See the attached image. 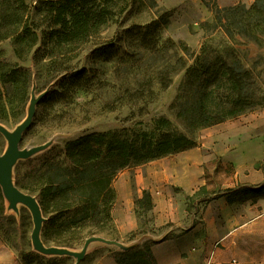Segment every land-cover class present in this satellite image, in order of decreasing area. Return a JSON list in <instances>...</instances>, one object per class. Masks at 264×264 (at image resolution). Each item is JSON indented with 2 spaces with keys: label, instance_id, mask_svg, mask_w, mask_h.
I'll return each mask as SVG.
<instances>
[{
  "label": "rangeland",
  "instance_id": "1",
  "mask_svg": "<svg viewBox=\"0 0 264 264\" xmlns=\"http://www.w3.org/2000/svg\"><path fill=\"white\" fill-rule=\"evenodd\" d=\"M254 1L129 0L126 9L103 25L99 33L87 42L77 46L52 45L39 39L23 60L14 55L9 38L0 40L2 58L30 73L24 94L16 88H1L0 123L8 130H12L26 116L31 92L38 95L44 90L56 88V82L65 73L64 69L79 70L84 67L89 70L87 76L91 77L88 87L72 88L64 99L52 101L44 96L40 98L31 124L21 135L19 147L48 145L16 161L12 168L14 184L36 196L33 190L36 175L49 166L68 165L64 155L65 142L88 132L115 128L148 130L152 127V120L159 116L167 117L176 129L185 131L170 105L184 74L183 63L189 65L193 62L207 38L213 39L215 46L236 51L243 65L254 74L258 94L264 97V14L262 18H256L257 14L253 12L236 15L221 10L238 4L249 9ZM214 10H219L220 18L215 17ZM150 24L153 27L148 28ZM213 26L217 27L211 32ZM146 28L149 29L148 35L143 36ZM105 44L112 45L115 55L111 60L93 58L92 51ZM180 57L182 60H178ZM162 69L168 70L167 81L170 82L166 86L160 82ZM229 121H239L243 125L264 123V103ZM191 136L196 141L206 138V127L193 131ZM6 145L7 141L0 133V153ZM139 165L120 169L112 185L120 176L133 179V170H139ZM142 197L143 192L133 201L138 226L125 235L130 243H125L124 235L118 233L111 219L94 235L117 240L119 245L95 242L76 262L74 257L67 255L39 253L41 256L36 257L30 240L33 223L29 209L21 203H18L17 211L8 208V201L0 187V237L23 264H92L105 249H135L171 234L166 232L170 221L158 225L151 201ZM253 199H256L255 194H252ZM194 201L193 196L187 197L188 211L196 207ZM201 201L198 200L197 204ZM42 215L41 238L47 219L43 212ZM90 230L85 227L70 236L68 248L78 251L84 239L92 235ZM142 234H148L150 239L143 243H131Z\"/></svg>",
  "mask_w": 264,
  "mask_h": 264
},
{
  "label": "trees",
  "instance_id": "2",
  "mask_svg": "<svg viewBox=\"0 0 264 264\" xmlns=\"http://www.w3.org/2000/svg\"><path fill=\"white\" fill-rule=\"evenodd\" d=\"M128 4L129 0H0V40L10 39L19 60L25 58L39 39L52 45L77 46L94 38ZM219 10H214L217 18ZM221 10L236 15L253 12L256 18H262L264 0H255L249 9L238 4ZM151 27L150 24L148 28ZM148 28L143 36L148 35ZM112 50V45H100L92 51V57L111 60L115 55ZM182 68L184 74L170 109L185 131L176 129L167 117L159 116L152 120L148 130L115 128L88 132L65 142L68 165L49 166L36 175L33 190L47 216L42 231L46 245L69 247L70 236L81 229L88 227L94 235L110 222L116 197L112 180L120 169L192 148L196 145L191 136L193 131L264 103L252 71L243 65L234 49L215 46L213 39L207 38L193 62L183 63ZM64 70L57 87L47 90L45 98L61 100L70 89L91 84L88 69ZM167 73V69L160 72L163 86L170 82ZM29 79V70L5 61L0 55V94L1 88H16L24 94ZM263 186H242L227 192L252 196ZM142 198L150 200L149 193L143 191ZM152 243L116 250L114 258L117 264H155ZM34 255L41 256L37 252Z\"/></svg>",
  "mask_w": 264,
  "mask_h": 264
},
{
  "label": "crops",
  "instance_id": "3",
  "mask_svg": "<svg viewBox=\"0 0 264 264\" xmlns=\"http://www.w3.org/2000/svg\"><path fill=\"white\" fill-rule=\"evenodd\" d=\"M229 120L207 126L206 138L192 148L140 164L133 179L114 180L111 218L126 244L138 226L133 201L144 190L156 223L170 221L171 234L151 245L155 264H264V189L253 200L227 192L264 185V123ZM189 196L196 204L191 211ZM149 239L142 234L131 243ZM116 250L105 249L92 264H117ZM0 264H23L1 237Z\"/></svg>",
  "mask_w": 264,
  "mask_h": 264
},
{
  "label": "water",
  "instance_id": "4",
  "mask_svg": "<svg viewBox=\"0 0 264 264\" xmlns=\"http://www.w3.org/2000/svg\"><path fill=\"white\" fill-rule=\"evenodd\" d=\"M46 92L47 90H44L38 95L31 92L26 116L16 124L12 130H8L0 123V133L7 141L4 151L0 153V187L4 197L8 201V208L17 211V205L18 203H21L29 209L33 223L30 232V240L32 247L36 252L44 255L72 256L75 258L76 262H79L93 243L101 242L108 245H119V242L114 239L105 238L101 235H90L84 239L83 244L78 251L63 246L46 245L41 238L44 217L36 196L22 191L12 180V168L18 159L29 157L48 145V143H44L29 148L19 147L23 131L31 124L36 104Z\"/></svg>",
  "mask_w": 264,
  "mask_h": 264
}]
</instances>
